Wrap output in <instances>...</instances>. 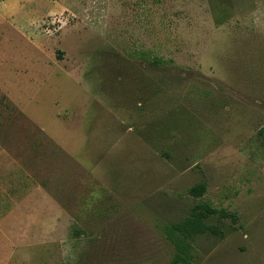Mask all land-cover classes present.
<instances>
[{"label": "rangeland", "instance_id": "obj_1", "mask_svg": "<svg viewBox=\"0 0 264 264\" xmlns=\"http://www.w3.org/2000/svg\"><path fill=\"white\" fill-rule=\"evenodd\" d=\"M262 128L264 0H0V264H264Z\"/></svg>", "mask_w": 264, "mask_h": 264}, {"label": "trees", "instance_id": "obj_2", "mask_svg": "<svg viewBox=\"0 0 264 264\" xmlns=\"http://www.w3.org/2000/svg\"><path fill=\"white\" fill-rule=\"evenodd\" d=\"M150 53V52H149ZM144 54V53H143ZM151 55L148 57L143 56L146 60L143 61V67H147L148 70H156L158 73L161 72L162 76L167 78V76L174 75L177 78H181L185 73L178 74L176 72L177 67H174L171 62L166 61L163 57L159 55L150 53ZM145 55V54H144ZM168 85V82H161ZM208 84L205 95L208 96V99L212 100L213 108H218L222 106V98L219 99L216 97L213 87ZM162 86L155 87V92L159 93L162 91ZM5 99V97H3ZM182 132V129H175L174 135L178 137L179 133ZM181 134V133H180ZM185 134H188V131H185ZM259 135L264 137V128H262L259 132ZM168 136V134H166ZM207 192L206 183H200L198 185L193 186L189 193L195 198H202ZM220 216L222 218H228L230 215L228 212L224 210H218L216 208L211 207L208 203H199L193 206L190 216L177 223H173L170 227L167 228V237L173 243L175 247V253L171 260V264H194L192 256L190 254V246L187 241L196 235L203 234H213L217 233V230L208 225L207 221L213 217Z\"/></svg>", "mask_w": 264, "mask_h": 264}]
</instances>
